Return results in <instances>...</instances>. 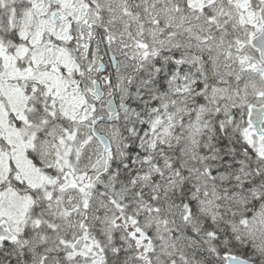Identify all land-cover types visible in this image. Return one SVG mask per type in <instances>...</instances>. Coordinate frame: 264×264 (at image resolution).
Segmentation results:
<instances>
[{
    "label": "snow or ice",
    "instance_id": "snow-or-ice-1",
    "mask_svg": "<svg viewBox=\"0 0 264 264\" xmlns=\"http://www.w3.org/2000/svg\"><path fill=\"white\" fill-rule=\"evenodd\" d=\"M0 264H264V0H0Z\"/></svg>",
    "mask_w": 264,
    "mask_h": 264
}]
</instances>
